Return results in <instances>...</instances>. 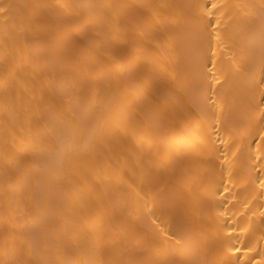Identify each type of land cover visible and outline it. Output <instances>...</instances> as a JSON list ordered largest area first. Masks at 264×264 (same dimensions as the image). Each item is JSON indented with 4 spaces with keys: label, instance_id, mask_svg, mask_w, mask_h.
Here are the masks:
<instances>
[{
    "label": "bare ground",
    "instance_id": "obj_1",
    "mask_svg": "<svg viewBox=\"0 0 264 264\" xmlns=\"http://www.w3.org/2000/svg\"><path fill=\"white\" fill-rule=\"evenodd\" d=\"M20 5H47L39 9V18L46 21L43 24L33 23L32 31L21 30L19 26L9 24L7 29L0 21V234L6 226L5 209L8 207V227L13 222L30 224L33 207L23 193L24 176L18 174L15 168L9 170L7 176L4 169L5 140L10 158H20V167L27 170L26 148L27 128L26 117L37 110L44 112L49 109H60L69 114L71 110L82 106L94 105L95 95L90 89L91 76L100 70L96 62L99 57L103 61V76L97 81L101 92L107 91L111 103L105 108L101 118L119 121L125 125L128 134L118 132L119 143L115 144L114 178L103 186H97L94 196L102 200L110 209H116L110 215V238L121 235L123 230L136 227L147 241L152 231L159 229L154 225L143 210V200L136 196L142 189L151 187L158 192L159 200L174 202L178 195L183 196L181 203L187 209L183 217L174 215L171 208L156 209V219L161 227L175 231L177 223L186 221L188 230L195 236L202 229L207 232L211 244L216 239L219 227L236 229L230 233H220L223 237H239L241 242L233 239L234 248L239 252H227L226 248L217 245V252H209V259L232 257L252 264L260 257L257 252L264 248V191L259 184L251 186L247 194L248 207L243 208L237 203L243 200V195L228 203L225 197L228 193L219 188V195L212 197L205 193L203 185L193 184L192 190L183 182V170L166 172L157 165L170 152L175 155L177 147L183 149L178 141L187 137L195 141L204 128L203 118L192 107L187 84L194 70L206 71L203 64L223 77L230 88L233 114L228 131L243 122L247 115V73L253 56L251 39H242L236 32L234 20H226L221 27V43L217 45L211 29L201 31L195 20L181 23L169 30V22L175 10L164 5H192L217 3H259V0H87L95 4L131 5L122 15L119 23V38L112 39L102 21L87 23L84 16L78 20L68 14L69 10L59 5H76L85 0H11ZM142 5H152L143 8ZM185 15L194 16L193 9H183ZM214 20V18H213ZM52 32L59 41L57 53L47 62L38 58L32 51L34 32ZM98 33H103L98 36ZM87 36L95 46L88 51ZM216 55H212V50ZM110 56L119 58L120 63H114ZM18 79L11 78L5 87L6 73L16 65ZM240 68V71H237ZM256 79H259V65L254 68ZM53 73L55 75L53 76ZM211 77V72H208ZM127 86V91H125ZM219 87V85H217ZM114 97V98H113ZM7 105L8 113L4 111ZM127 117L125 120L124 118ZM18 135L13 136L12 125L17 124ZM24 132H20L19 125ZM198 124L200 125L198 127ZM9 128L6 138L5 128ZM32 127H35L33 123ZM135 132V138L132 133ZM223 147L222 145H218ZM217 169L219 164L217 162ZM238 165L234 172H240ZM142 172L145 175L142 177ZM115 176H122V182H117ZM205 183L207 181L205 180ZM218 183H220L218 181ZM12 185L17 189L14 193ZM233 192H239L240 187L228 184ZM143 194V192L141 193ZM199 198L202 210L193 212L191 205ZM224 202L229 211L220 217L223 225L216 224L218 213L216 206ZM123 202L124 207H118ZM10 205V206H9ZM55 211V210H54ZM136 216L141 219L137 220ZM61 225L58 230L50 231L47 239L48 248L41 247L40 255L46 259L55 260L57 255L77 256L73 251L71 233L79 232V222L70 213L57 216ZM246 227V233L239 229ZM68 233V235H65ZM163 239V237H161ZM251 241L256 251L245 255L244 243ZM174 245V241H169ZM80 251L91 256V250L83 240ZM104 259L113 258L107 252ZM115 258L133 259L140 264H151L157 257L150 243L141 245L140 250L129 252ZM179 258V255L178 257Z\"/></svg>",
    "mask_w": 264,
    "mask_h": 264
},
{
    "label": "snow or ice",
    "instance_id": "obj_2",
    "mask_svg": "<svg viewBox=\"0 0 264 264\" xmlns=\"http://www.w3.org/2000/svg\"><path fill=\"white\" fill-rule=\"evenodd\" d=\"M50 7L47 5H20L11 0H0V21L4 22L7 29L9 24L19 26L21 30L32 31L33 23L43 24L46 21L39 18V9ZM60 8L69 10L68 14L75 19L84 16L87 23L102 21L112 39L119 38V23L122 15H126L131 5L95 4L85 0L76 5H59ZM143 8H152V5H142ZM163 7L175 10L169 22V30L176 28L181 21L186 23L195 20L201 31L211 29L210 35L214 36L217 45L221 43V27L226 20H234L236 32L242 39H251L253 56L247 73V115L242 123L233 126L229 132L233 104L230 88L223 77L213 71L216 67L215 60L212 68L207 63L203 64L206 70L200 72L194 70L187 84L192 107L203 118L204 128L198 134L195 141L187 137H181L178 143L184 145L181 150L177 147L176 154L171 152L157 165L166 172H175L182 169L183 182L192 190L193 184L203 185V190L209 196L219 195V188L228 193L224 199H236L243 195V200L237 203L241 207H248L247 194L251 192V186L259 184L264 189V0L259 3H217L192 4V5H164ZM193 9L194 16L185 15L183 9ZM214 18V20H213ZM103 33H98L102 35ZM32 51L38 58L45 62L53 57L60 44L58 37L52 32H34ZM87 49L95 46L87 36ZM216 55V50H212ZM110 59L119 64L116 56ZM101 66L100 70L91 76L90 89L95 95L94 105L82 106L71 110V114L60 109H49L30 113L26 117L27 170L20 167V158H10L7 151V139L5 140L4 169L7 176L10 169L15 168L18 174L24 176L23 193L33 207L32 221L24 225L13 222L8 227V207L5 209L6 226L0 234V264H140L133 259L115 258L129 252L140 250L141 245L150 243L155 252L156 259L151 264H244L240 259L232 257L209 259V252H217V245L226 248L227 252H239L231 241H240L239 237H223L220 233L232 232L236 229L219 227L215 241H208L207 232L201 230L195 236L188 230L187 222H178L175 231H168L161 227L156 217L157 206L161 209L171 208L174 215L183 217L187 211L181 201L183 196L178 195L174 202L161 201L158 192L151 187L147 191L143 189L136 192V196L143 200L144 214L151 219L159 229L152 231L151 237L145 241L144 236L136 227L123 230L121 235L115 238L108 236L110 215L116 209H110L102 200L96 198L94 193L97 186H103L112 180L115 175L113 161L115 160V144L119 143L118 132L128 134L125 125L119 121H112L101 116L105 108L111 103L107 91L101 92L97 83L103 76V61L96 58ZM259 65V79H256L254 68ZM20 65L12 67L5 78V87L9 78L18 79ZM240 71V68H237ZM211 72V77L208 76ZM55 73H53V76ZM219 85V87H217ZM127 91V86H125ZM114 98V97H113ZM4 111L8 113L7 105ZM125 120L127 117L124 118ZM35 124L33 128L32 125ZM17 124L12 125L13 136L18 135ZM200 125L198 124V127ZM20 132L25 128L19 125ZM9 128L6 125L7 138ZM135 138V132L132 133ZM222 145L223 147H219ZM217 162L219 168L217 169ZM238 165H242L240 172H234ZM145 173L142 172V177ZM117 182H122V176H115ZM205 180L207 183H205ZM218 181L220 183H218ZM228 184L240 187L239 192H233ZM15 193L17 186L12 185ZM143 192V194H141ZM264 197V191L260 192ZM10 206V205H9ZM118 207H124L123 202ZM193 212L202 210L199 198L191 205ZM55 210V211H54ZM218 213L216 224L223 225L220 217L229 209L221 201L216 206ZM70 213L79 222V232L71 233L73 251L77 256L65 257L57 255L55 260L41 257L40 249L48 248V233L58 230L61 225L57 222V216ZM264 215V213H261ZM140 220V216H136ZM264 227V222H262ZM246 233V227L239 229ZM68 235V233H65ZM163 237V239H161ZM264 239V232L261 233ZM87 243L91 250V256L80 251L81 241ZM174 241V245H169ZM245 255L256 251L254 244L249 241L243 244ZM108 253L113 258L104 259ZM179 255V258H177ZM255 260V264H264V248H261ZM250 258L248 264H252Z\"/></svg>",
    "mask_w": 264,
    "mask_h": 264
}]
</instances>
